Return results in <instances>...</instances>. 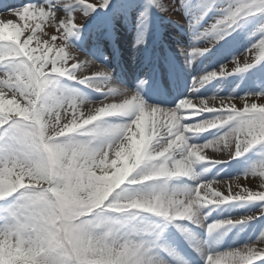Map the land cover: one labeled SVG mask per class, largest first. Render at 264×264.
<instances>
[{
    "label": "snow or ice",
    "instance_id": "snow-or-ice-1",
    "mask_svg": "<svg viewBox=\"0 0 264 264\" xmlns=\"http://www.w3.org/2000/svg\"><path fill=\"white\" fill-rule=\"evenodd\" d=\"M98 9L133 27L137 45L151 31L153 10L186 27L194 34L180 49L186 66L255 18L249 38L258 41L244 52L257 53L251 62L241 67L237 57L231 70L228 63L193 77L192 93L264 61V0H142L121 9L113 0H43L8 13L15 21L0 19V264H191L181 240L204 264H264V231L251 244L215 252L188 226L211 238L264 217V160L232 179L235 192L231 183L226 193L216 190L221 181L202 180L197 169L264 151V91L189 97L167 109L117 85L101 64L81 79L73 53L83 54L70 41ZM64 81L103 98L92 101ZM213 130V139L192 142ZM208 149L226 158L211 159ZM241 180H259L258 190ZM234 203H259L260 210L207 223L216 208Z\"/></svg>",
    "mask_w": 264,
    "mask_h": 264
},
{
    "label": "bare ground",
    "instance_id": "bare-ground-1",
    "mask_svg": "<svg viewBox=\"0 0 264 264\" xmlns=\"http://www.w3.org/2000/svg\"><path fill=\"white\" fill-rule=\"evenodd\" d=\"M22 5H9V6H5L4 8L0 7V19H3L5 21L7 20H13L15 21L16 18L7 15L8 13H10L13 10H17L22 8ZM85 24L83 25V27L80 29L81 31L84 30ZM111 30V28H110ZM163 34L168 30L166 27H164L163 29H161ZM44 32H53V29H47L44 30ZM40 34V38L41 39H48V37H45L44 35ZM85 32V31H82ZM127 33L125 35H123L122 37L119 35H115V33H112V38L115 39V36H117V40L115 42L116 44V49L119 53H123L126 46H128V37H127ZM90 39V40H89ZM94 40H92V38L90 37V35H86L83 39V41L80 42H75L73 44V46L78 50V52L82 53L83 55L79 54V53H73V55H76L77 57V61L83 65V67L81 69L78 70L77 75L79 76V78L83 79L85 77H90L93 76L94 74L98 73L103 65L104 67H106L101 60L97 59V53H95L94 51L91 50V53L88 52V45L89 43L92 44ZM191 44L189 41H185L183 44L182 48H187L189 47ZM140 47V45L135 44L134 45V49L138 50V48ZM108 51H105L104 54H107V57L111 58L112 54H111V49L112 47L110 45H108ZM180 49L178 48V50H176V52L178 53V56L180 58H178V64L184 68H190L192 69V77L190 79H187V85L185 87L184 90H182L180 93L178 94H173L172 99L170 100H166L163 101L161 103H157V102H153V101H145L146 104L148 105H152V106H158L161 108H167V109H171L174 108L176 106V104L179 102V100L184 99V98H189V97H194V98H207V97H212V96H216L218 98H228V97H233V98H239L245 95H251V94H255L258 93V88H254L251 87L248 83H245V78L246 77H250V73L251 70L244 72V73H240L237 75H233V76H229L226 78H219V79H214L213 81H211L210 83H207L205 86L201 87L198 91H196L195 93L191 92V85H192V79L193 77L196 76H201L204 75L206 73L218 70L221 65H226V63L229 60L232 59H227L226 57H220V58H215V59H209V56L211 55V53L215 50H211L210 52L206 53L203 56H200L199 59L195 60L192 62V64L190 66H186L184 63V57L181 55L180 53ZM158 52V50H156ZM108 52V53H107ZM100 53H102L100 51ZM87 56V57H85ZM90 58L92 60H94L97 63H93V62H89ZM246 60V59H245ZM205 62L206 65H208V67L202 68L201 70H198V65L200 62ZM72 62H76V61H69V64ZM245 62V61H244ZM248 62H251L248 60ZM101 64V65H100ZM134 67V65H129V68ZM107 68V67H106ZM196 68V71H195ZM231 70V69H229ZM259 77V76H258ZM135 78V77H134ZM257 82H262L263 80L261 78H256ZM68 82V81H65ZM70 83V82H68ZM72 83V87H75L77 89H79L82 93H84L90 100L92 101H99L101 100L103 97L101 95V93L89 89V88H85L79 84H75L74 82ZM115 83L117 85H120L117 81H115ZM218 85L217 89L219 88V85H226V88L223 89V91H217V89H212L210 88L212 85ZM131 85V84H130ZM121 86V85H120ZM103 87L104 91H107V87L105 86H101ZM131 91H137L139 92V94L142 93V91H140V89H138L137 87H134V85H131ZM213 90H215L214 92H212ZM264 91V90H262ZM121 98L117 97L115 101L113 102H119ZM196 103H198V101H195ZM235 103L237 104L238 107L242 106V101H240L239 99L235 101ZM209 105L210 106H219L220 105V101H213V100H209ZM85 110H87V106L85 107ZM191 122V121H190ZM205 138L206 136L208 137H212V139L214 138L215 135H217L216 130H213L211 132L205 133ZM204 138V137H203ZM203 138H198L197 136H195L192 140L193 143H197V144H202L204 143L202 140ZM204 138V139H205ZM259 147L251 150L248 154H246L244 157L237 159V160H231L230 162L227 163H222V164H218L214 167H211L210 169L212 171H214V169L217 168H222L225 166H229L231 167V171H219L216 174H212V172L210 170L208 171H204V169L208 168V165L206 164H202V165H198L197 169L199 172L202 173V180H218L221 181V183L215 184L214 188L216 190H220L223 192H227V185L228 183L232 184L233 187V191L235 192L236 189V184L237 181L232 180L235 177H238L242 174H244L246 172L245 169H243L242 167V162L247 159L248 157H252V154L258 150ZM211 149H208L206 151V155H208L207 153L210 151ZM218 152V155H221V157L216 156V157H212L210 154L208 155L209 158L211 159H223L226 158V153H221ZM223 156V157H222ZM232 180V181H231ZM179 183H187L189 186L192 185V181H180ZM239 183L245 184L246 186H251L254 189L258 188L259 185V180H254L252 181L251 184H249V181H245V180H241L239 181ZM224 211L222 213H215L211 216L208 217L207 223H211L214 220H224L227 218H234V217H250L253 216L254 214H257L260 210V204L259 203H245V204H240V203H234V204H228V205H223L221 206ZM256 213H254V212ZM193 233L198 234L197 239L200 240H208L209 241V250L210 251H215V252H223L226 250H231V249H235V248H239L242 246H245L246 244H251L253 241L256 240V238L261 234L262 231H264V217H259L255 220L250 221L247 224L244 225H238L235 228H231L229 230H226V234L223 233H216L214 234L211 238L207 236L205 230L203 228H197L192 226L191 224L188 225ZM253 226V228L250 230V234L249 232L246 230L248 227ZM261 230V232H259ZM171 231H175V230H171ZM248 232V233H247ZM178 235V234H177ZM180 250H184L182 254L186 255L187 259H191L192 261L191 264H204V261L201 259V257L199 255H197L190 247H188V245L186 243H184L181 240L180 243Z\"/></svg>",
    "mask_w": 264,
    "mask_h": 264
},
{
    "label": "rangeland",
    "instance_id": "rangeland-1",
    "mask_svg": "<svg viewBox=\"0 0 264 264\" xmlns=\"http://www.w3.org/2000/svg\"><path fill=\"white\" fill-rule=\"evenodd\" d=\"M4 1H6V0H0V2H4ZM124 2L129 3V4L135 3V4L139 5V4L142 3V0H113V3H114V5L116 6L117 9H121V6H123ZM102 12L103 11H101V10L96 11L93 15H90L88 17V19L85 21V23L89 24L91 22H94V21H92V18L95 17L96 14L100 15ZM106 16H109V17L113 16L112 19H114V13L113 12H107L106 11ZM209 19H211V16L209 17ZM95 22H97V21H95ZM256 22H257L256 19L253 18L245 29L239 30V31L233 33L230 37H228L226 40H224V41H227V40L230 39L228 41V44H229L228 47L230 48L231 51H237V53L234 55L233 59L238 57L237 59L239 60L241 67H243L244 61H246V60L247 61L248 60L251 61L252 58L257 54L255 52H253V53H244L245 49L250 47L251 44L254 41H258V38H251V39L249 38V34L252 32L253 28L255 27ZM158 24L160 26V29L162 27H166L168 29L166 36L168 37V39L171 42V48H173L172 49L173 51L178 50V48H182L183 44H184V42L186 40L189 41L190 44L192 45L193 39H194V34L192 32H190L186 27L178 26L173 21L169 20L166 16H164V15H162L160 13H157L155 10H153L152 11V26L153 27H158L157 26ZM113 26L115 28V31H116L117 35H120L121 32L123 31L121 35H124L125 33H128L129 37L130 36L131 37L133 36V38L136 37L134 28L131 27L128 23H126L123 19L117 20L115 22V25H113ZM47 29H52V28L49 27L48 24H45L44 25V30H47ZM50 33H52V32H50ZM89 33H90V30H89L88 34ZM79 34H81V33H79ZM41 35H43V33H41ZM92 36H93V34H92ZM172 36H174L175 38L177 37L179 40L176 42V40L174 38H172ZM45 37H47V36H45ZM76 40L79 41V38H76ZM224 41H221V42H224ZM57 43H59V41H57ZM70 43L73 46L74 43L72 42V39H71ZM198 43H199L200 46H203V45H205L207 43V41L206 40H201ZM127 48H129V47H127ZM230 59H232V58H230ZM232 60H229L226 64H228ZM228 67H229V69H231L233 67V65L231 63H229ZM250 70H251V73L249 75L250 77H246L245 80L247 79V83L250 84L251 87L258 88L256 90H258V92H261L262 90H264V83L263 82L257 83V79L256 78L258 76L264 74V61L258 63L256 66H254ZM64 83L65 84H69L70 86H72L71 82L68 83V82L64 81ZM255 84H257V85H255ZM222 88L225 89L226 85L223 84ZM197 137L198 138H203V137L205 138V135L204 134L203 135H198ZM204 138L202 140L203 142L212 139V137H208V136H206L205 139ZM207 154L208 155L210 154L212 157H216V156L221 157V155H218V152H213L212 149ZM261 160H264V151H262L260 148H258V150L255 151L252 154L251 158L248 157L247 159H245L243 161V167H244V169L246 171H248L252 166L257 165ZM223 169L230 170V171L232 170L231 167H229V166L222 167L221 171ZM219 170L220 169H218V168L214 169V171H212L210 169L212 174L218 173ZM255 190H258V188L254 189V191ZM223 211H224V209L220 206L219 208H216L212 212L211 215H213L215 213L216 214L217 213H222ZM254 213H256V212H254ZM259 232H261V230Z\"/></svg>",
    "mask_w": 264,
    "mask_h": 264
}]
</instances>
